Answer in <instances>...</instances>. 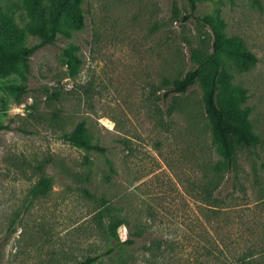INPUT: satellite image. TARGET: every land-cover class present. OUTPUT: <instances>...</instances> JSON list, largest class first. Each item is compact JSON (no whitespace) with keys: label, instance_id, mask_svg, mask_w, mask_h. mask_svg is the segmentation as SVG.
Wrapping results in <instances>:
<instances>
[{"label":"rangeland","instance_id":"obj_1","mask_svg":"<svg viewBox=\"0 0 264 264\" xmlns=\"http://www.w3.org/2000/svg\"><path fill=\"white\" fill-rule=\"evenodd\" d=\"M53 6L0 0L11 46L40 42ZM188 13L187 0H72L29 72L0 77V264H264V0H197ZM204 17L225 49L253 56L219 55L221 91L259 138L235 143L229 172L202 79L164 96L212 52ZM80 122L104 152L63 138Z\"/></svg>","mask_w":264,"mask_h":264},{"label":"trees","instance_id":"obj_2","mask_svg":"<svg viewBox=\"0 0 264 264\" xmlns=\"http://www.w3.org/2000/svg\"><path fill=\"white\" fill-rule=\"evenodd\" d=\"M36 2V0H34ZM189 6V13L185 18L192 16L196 9L197 0H187ZM72 0H54V6L52 14L49 18V27L44 30L41 29L36 33L42 37L41 41L25 47L15 49L9 43L7 32L3 31L0 26V77L7 75L13 71H16L18 65L21 64L25 72H29V58L36 49L46 43H52L60 30V24L62 17L67 13V7L71 4ZM72 20L73 28H80L83 25V16L79 9L78 4L73 8ZM206 24H208L213 34L212 52L206 56V58L198 64L192 70H189L182 78L174 80L173 86L168 89L164 96L167 97L171 93H184L191 85L194 84L197 78L202 79L204 92L202 95V105L205 116L209 122L212 140L216 145L219 153L222 156V160L216 165L219 170H226L227 172L232 170L233 158L235 152V143L251 146L259 143V138L253 134L249 120L247 118L248 112L241 111L234 99H230V96L225 95L221 91V78L222 62L219 55L223 52L232 56L250 58L253 56L246 51H241L237 48L225 49L223 34L219 28L212 23L209 17L203 18ZM64 55L67 57V63L75 71L79 66L80 60L75 56L73 52L68 49L63 50ZM208 64L214 65L212 74L202 75V68ZM25 78V77H24ZM22 92L24 88L16 86ZM63 138L77 147L84 148L86 150H100L104 152L106 149L97 144H92L86 135L83 122H80L69 133L64 134ZM43 183L46 185L47 180L43 179ZM97 259L94 257H87L81 260L77 264H92ZM249 262H246L248 264Z\"/></svg>","mask_w":264,"mask_h":264}]
</instances>
